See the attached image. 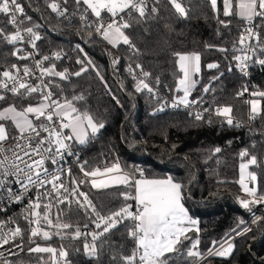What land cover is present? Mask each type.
Masks as SVG:
<instances>
[{
    "label": "trees",
    "instance_id": "16d2710c",
    "mask_svg": "<svg viewBox=\"0 0 264 264\" xmlns=\"http://www.w3.org/2000/svg\"><path fill=\"white\" fill-rule=\"evenodd\" d=\"M21 1L27 8V17H31L26 27L38 25L35 30L41 39L36 42V50L40 57L54 56V53L60 52L62 58L55 64L56 69H67L69 74L80 71L82 66L87 68L80 76L69 75L66 80L46 78L47 81L54 80L55 85H58L52 87L57 97L72 99L73 96H83V100L75 102L77 107L88 111L98 123L104 124L95 138L83 145H75L80 163L88 161V170L97 167L103 170L119 162L124 172L139 167L143 170L144 178L172 177L181 183L184 186L185 207L199 228V232L187 234L191 239L183 241L181 251L190 247L192 240L199 237V251L207 255L212 242L232 236L235 234L233 229H251L234 239V250L229 258L210 256L195 261L183 255L174 256L171 264H264V204L252 206L251 212L243 208L239 200L251 197L236 183L240 178V163L249 158L244 157L242 160L239 153L247 150L250 155L257 156L261 165L250 166L249 171L257 173V181L251 184L259 192H264V98L251 97V100L261 101L260 114L253 120L250 119V104L246 97L237 95L248 84H251L252 92L264 91V66L251 63L249 81L235 66L233 55L242 53H234L232 44L238 39L242 22L233 18L228 28L223 27L217 22L218 13L211 9L206 0H179L186 12L183 16L176 12L169 0H160L156 5L158 14H150L139 23L133 21V27L125 30L135 49L121 43L116 46L114 58H111L109 53L113 51V46L95 36L79 21L52 12L47 5L53 0ZM69 3L75 5L73 0H69ZM86 15L95 19L90 12ZM220 19L227 18L220 14ZM0 27H5L9 33L16 30L2 14ZM220 48L228 51L221 52ZM16 49H22L18 42L10 45L0 41V72L11 64L21 68L28 64V60H20L11 55ZM177 52L200 55L201 71L190 101H199L197 104L203 108L213 110L217 106L230 105L234 121L232 126L222 123L224 118L214 114L213 123L208 124L206 120L194 121L193 117L181 109L164 107V111H157L164 101L181 95V92L175 90L182 76L174 55ZM78 59L83 64L77 63ZM114 59L119 62L113 64ZM210 63L218 64V68L209 69L207 65ZM129 64L135 68L137 64L141 65L143 71L137 69L142 75L138 77L130 73ZM143 72L150 73V76L145 77ZM139 80H146L162 92L164 97L157 100V95L149 94L147 89L137 92L136 84ZM209 84L212 91L204 93V86ZM37 101L34 95L18 102L17 107L35 104ZM13 102H16L15 98L9 95L7 103ZM237 122L241 126L236 127ZM217 147L221 151L214 153ZM72 173L76 179H82L78 171ZM70 180L71 177L67 176L65 184H69ZM81 190L88 194L104 215L118 210L125 203L121 193L129 191L123 185L95 189L90 182L81 185ZM128 203L133 205L132 201ZM59 207L64 208V205ZM56 211V208L52 209L53 213ZM257 217L260 219L256 220ZM17 219L22 229L28 228L22 218ZM65 219L74 225L79 224L83 231L95 230L94 224L88 223L83 212L76 211L75 206L71 213L65 215ZM240 221L244 223L240 224ZM85 223H88L87 229L82 227ZM45 230L52 233L51 241L36 237L35 243H29L28 232L25 231L24 251L11 261L15 264L45 263L50 254L28 251L30 247L39 244L58 249L63 245L68 249L74 264H98L86 255L73 254V247L80 244V241L61 239L54 234V228L45 227ZM122 232L123 226L114 230L112 239L119 243ZM131 244V241H126L125 254H128ZM100 264H108L107 255L102 257Z\"/></svg>",
    "mask_w": 264,
    "mask_h": 264
},
{
    "label": "snow or ice",
    "instance_id": "6c2138e0",
    "mask_svg": "<svg viewBox=\"0 0 264 264\" xmlns=\"http://www.w3.org/2000/svg\"><path fill=\"white\" fill-rule=\"evenodd\" d=\"M77 11L81 6L80 20L87 21L86 13L91 12L95 20L87 23L86 27H94L103 40L113 47L119 44L135 49L130 37L125 33L126 29L133 27V21L139 23L147 19L150 14H158L160 0H152V7L149 13V0H73ZM211 9L218 13L217 22L225 28L232 24L233 18H238L242 22V29L238 34V39L233 41V52H240L242 55H233L232 60L236 62V67L243 75H247L246 69L249 62L264 66V0H206ZM64 4L68 0H63ZM176 12L186 15L185 9L177 0H169ZM222 5V13H220ZM52 12L58 16H65L67 8L61 9L57 2L47 5ZM0 14L7 17V23L15 27L14 32H7L5 27H0V41H5L14 45L17 41H24L25 36L21 34L20 25L24 20H31L27 17L24 8L18 0H0ZM107 14V22L105 15ZM220 14L227 19H220ZM75 15V13H73ZM23 17V19H21ZM259 21V23H257ZM38 25L27 27L23 32L27 34V43L33 49L41 36L35 30ZM239 45V47H238ZM79 47V46H77ZM221 52L228 49L220 48ZM23 49H16L11 55L20 60L32 58V53L21 54ZM82 51V49H81ZM39 54L38 52L36 53ZM56 60L62 58L60 52L53 54ZM176 63L182 76L178 79L177 92H183L182 96H174L170 105L164 101L157 111H164L165 106L178 108L181 105L191 108L199 103L196 100H189L192 90L197 81L193 79L194 73L200 71V55L198 53L182 54L175 53ZM50 56H43L36 60L34 67L24 65L22 68L17 64H11L0 72V191L7 193L9 202L20 203L25 195L35 189V198L29 197V203L24 209V220L28 224L27 229H22L19 225L9 228L5 227L9 223H15L14 218L7 221H0V248L5 245H13L23 251V245L16 243L17 238L23 240L24 232H28V242L35 243L36 237L50 240L52 233L45 230L54 228L55 235L61 239L80 241L81 243L73 247V254H83L91 259H95L100 264L102 257L108 256V264H171L174 256L186 255L195 261L207 259L204 253L199 251L200 240L197 237L192 240L190 247L181 251L184 240H190L187 236L197 221L189 215L185 207L184 186L176 182L172 177L165 179L144 178L143 170L132 169L124 172L119 162L113 163L110 167L87 169L88 161L79 162L82 179L73 176L71 168L64 169L61 161L67 155H75L72 151L73 142L85 144L91 138H95L97 133L104 127L102 122L98 123L95 118L86 110L77 107L76 101L84 99L83 96L57 97L52 91L55 81L49 79L45 82V77H58L61 80L68 79L69 75L80 76L87 71L86 67H81L80 71L68 73V70L58 71L55 64L44 66L45 61L51 60ZM117 59L113 64L118 63ZM77 63L83 64L79 59ZM137 68L141 65L137 64ZM209 69L218 68V64L210 63ZM39 70L37 75L36 70ZM231 71V68L229 69ZM128 71L133 72L131 66ZM145 77L150 73L143 72ZM135 79V76L133 77ZM35 79L38 83H31ZM103 79V77H101ZM218 79V77H213ZM157 83L159 79L157 78ZM107 86V85H106ZM147 89L153 93V89L143 80L137 81L136 91ZM204 93L212 91L211 84L204 86ZM247 88L244 87L238 96L244 94ZM9 94L15 98L16 102L7 103ZM38 98L37 103L27 106L17 107V103L32 96ZM252 96L264 98V91L252 92ZM157 100L161 98L157 95ZM118 102V101H117ZM250 104V119H255L260 114V101L253 99L247 101ZM205 113H208L207 123L212 124V115L224 118L222 123L232 126V107L230 105L217 106L214 110L205 108L195 113L189 112L194 121H204ZM236 127L240 124L237 122ZM12 140L15 143L5 148V142ZM219 147L214 149V153H219ZM7 153H11L9 156ZM239 156L243 160L249 157L246 162L239 165L240 178L238 183L241 189L251 199H241L239 203L249 212L252 206L264 204V192H259L256 186L249 187V182L257 181V173L249 171L250 166L260 167V162L256 155H250L247 150L241 151ZM51 165V167H49ZM137 173L139 178H137ZM71 177L69 184H65L63 177ZM92 177L90 181L86 178ZM99 178V179H97ZM95 189H107L113 185H123L129 191L121 193L125 203L115 211L104 215L89 198L88 194L81 190V185L89 183ZM18 184L22 191L17 193L10 184ZM128 201L135 202V209ZM64 205V208H60ZM83 212L88 223L94 224L95 230L83 231L79 224H72L65 219V215L73 211ZM56 208L55 213L52 209ZM29 209L31 211L29 212ZM5 209L0 208V211ZM260 218L257 217L256 220ZM85 223L83 229L88 228ZM240 221V224H243ZM123 226L124 232L118 243L112 239L114 230H119ZM239 228V225L237 226ZM199 232V228L195 229ZM236 235L245 234L251 231L250 228H243L240 231L232 230ZM230 237L223 241H213L212 246L207 250L208 256H229L234 248L230 242ZM126 241H131L128 254H125ZM82 245V247H81ZM226 245V246H225ZM107 248V251L105 249ZM30 253L50 254V264H74L70 259L68 249L63 245L60 248L51 246L42 247L37 244L28 249ZM10 254L16 255L11 252ZM3 253H0V257ZM5 264H12L5 260Z\"/></svg>",
    "mask_w": 264,
    "mask_h": 264
},
{
    "label": "built area",
    "instance_id": "2783aa9c",
    "mask_svg": "<svg viewBox=\"0 0 264 264\" xmlns=\"http://www.w3.org/2000/svg\"><path fill=\"white\" fill-rule=\"evenodd\" d=\"M18 2L24 8V12H25V14L27 16V8L23 5V3H22L21 0H18ZM53 2L59 3L60 6H61V9H63V8H67L68 9V11L66 12V14H65L64 17H67L69 19L77 20L81 24H83L84 26L87 23H90L91 21L95 20V19H92V18H90L88 16H87L88 17L87 21H81L80 20V13L83 11V8L86 7L84 5H82L81 8H80V10L77 11L76 5H70L69 0H68V3L67 4H64L63 3V0H53ZM151 7H152V0H149V11H150ZM89 12H90V10H89ZM73 13H75V15H73ZM104 15H105V22H107V14H104ZM21 19H23V17H21ZM27 21L28 20L25 19L24 20V23L20 25L21 34L25 36V40L24 41H17V42L19 44H21L22 49L24 50L22 52L23 54L32 53V58L28 59V64L27 65L29 67H34L35 61L36 60H39V59H42V57H40L39 54L38 55L36 54L37 53L36 48L33 49L31 47V45L29 43H27V34L23 32V29L24 28H27L26 25H25ZM257 23H259V21H257ZM86 28L90 29L95 36H97L99 38H102L98 33H96L94 27H86ZM115 50H116V47H113V51L109 53V57L114 58V51ZM131 53L133 54L132 51H131ZM47 56L52 57V59L49 60V61H45L44 62V66L45 67H48L51 64H56V63L59 62V60H56L54 56H51V55H47ZM130 66L133 69L132 74H134V75H136L138 77L142 75L141 72L137 68H135L132 64H129L128 69H129ZM250 66H251V62H249V67L246 69L247 75H244L247 78L248 81L250 80L251 73H252V69L250 68ZM36 73H37V75L39 74V70L38 69L36 70ZM46 78L47 77L44 78L45 79V82H47ZM145 82H147V81L145 80ZM31 83L35 84V83H38V81H36L35 79H32L31 80ZM147 84L153 89V93H149V94H151V95L152 94L158 95L160 98H163L164 97V95H163L162 92H160L159 90H157L156 88H154L153 86H151L148 82H147ZM246 88H247V91L244 92V94L241 95V97L242 98L243 97H246V100L247 101H250L251 100V97H252V95H251V93H252L251 84H248ZM9 95H11V94H9ZM171 101H172V99H167V102H168L169 105H170ZM165 108L166 109H169V108H172V107L165 106ZM175 109H181L183 112H186V113H189V112L195 113L197 111H202L205 108H203L202 105L195 104L191 108H185L184 106L181 105L180 107L175 108ZM204 115H205V120L207 121V118L206 117L209 114L208 113H205ZM238 123L241 126V123L240 122H238ZM14 143H15L14 141L9 140V141L5 142L4 147L5 148H8V147L12 146ZM76 144L77 143L73 142V147H72V151L75 153V155H67L65 157V159L63 161H61V165L63 166L64 169L71 168L72 172L73 171H78L79 174H81V176H82L81 178H84L83 177V174L80 172V168L78 166L77 157H79V153H78V151L75 148V145ZM7 154L9 156H11V153H7ZM49 167H51V165H49ZM134 169L141 170V168H139V167H136ZM66 178H67V175H65L63 177L64 182L66 181ZM137 178H139L138 173H137ZM86 179L89 180V181L91 180L90 177H88ZM9 186L12 187L17 193H19L20 191H22V189L20 188V186L18 184H14L13 183V184H10ZM35 196H36V191H35V189H33L32 191H30L29 193H27L25 195V197H24V199H23L22 202H20V203L9 202L8 199H7V193L6 192H3V191H0V208L5 209L4 211H0V221H7L9 218H14V220H15V223H9V224L6 225V227L4 229L5 231H7L9 228H14L17 225H19V223H18L19 220L17 219V217L18 218H22V220H23L22 222L25 223V224H27V222L23 218L24 217V214H25L24 213V209L26 208V206L29 203V197H31V198L34 199ZM132 203H133V210H134L135 209V202L132 201ZM16 210H18V212H14ZM11 211H13V212L11 213ZM30 211H31V209H29V212ZM15 213L18 214L19 216L16 217V214ZM16 243L22 244L23 245V251H24V248H25L24 237H23V240H21L20 238H17ZM23 251H20V249L14 247L13 245H5L4 247L0 248V253H3V256L0 257V264H5V260L11 261V259L13 257H17V256L21 255L23 253ZM11 252L16 253V255L10 254ZM12 264H15V263L12 262ZM41 264H50V258L45 263H41Z\"/></svg>",
    "mask_w": 264,
    "mask_h": 264
},
{
    "label": "rangeland",
    "instance_id": "374dc122",
    "mask_svg": "<svg viewBox=\"0 0 264 264\" xmlns=\"http://www.w3.org/2000/svg\"><path fill=\"white\" fill-rule=\"evenodd\" d=\"M178 3V2H177ZM105 41V40H104ZM108 45H110L107 41H105ZM110 46H112V45H110ZM200 71H201V66H200ZM200 71H199V73H194L193 74V79L194 80H196L197 81V76L200 74ZM196 85H197V83H196ZM196 87V86H195ZM193 91V90H192ZM192 93V92H191ZM183 95V92H181V95H179V96H182ZM191 95V94H190ZM189 100H190V96H189ZM256 100H259L260 101V99H256ZM260 110H261V101H260ZM98 134V133H97ZM78 144V143H77ZM81 145V144H80ZM249 170V169H248ZM91 179H93L92 177H90ZM97 179H99V178H97ZM113 186H116V185H113ZM112 186V187H113ZM249 187H253L252 186V184H251V182H249ZM192 227V231H189L187 234H191L193 231H196L195 229L198 227V225L196 224V225H194V226H191ZM237 236L238 235H236V234H233L232 236H230V242L233 244V241H234V239L235 238H237ZM229 238V237H228ZM226 246V245H225ZM233 250H234V248H233ZM233 252V251H232ZM232 254V253H231ZM231 254L229 255V256H227V257H221V258H229L230 256H231ZM206 257H210V256H208V255H205ZM212 256H214V257H220V256H215V255H212Z\"/></svg>",
    "mask_w": 264,
    "mask_h": 264
},
{
    "label": "crops",
    "instance_id": "0c3cea01",
    "mask_svg": "<svg viewBox=\"0 0 264 264\" xmlns=\"http://www.w3.org/2000/svg\"><path fill=\"white\" fill-rule=\"evenodd\" d=\"M179 0H177V2H178ZM178 3H180V2H178ZM218 4H219V0H218ZM190 215V214H189ZM191 216V215H190ZM193 219V218H192Z\"/></svg>",
    "mask_w": 264,
    "mask_h": 264
},
{
    "label": "water",
    "instance_id": "95a60500",
    "mask_svg": "<svg viewBox=\"0 0 264 264\" xmlns=\"http://www.w3.org/2000/svg\"><path fill=\"white\" fill-rule=\"evenodd\" d=\"M257 222H258V221H257ZM257 222H256V223H257ZM42 239H43V238H42ZM43 240H44V239H43ZM44 241H51V239H50V240H44Z\"/></svg>",
    "mask_w": 264,
    "mask_h": 264
}]
</instances>
